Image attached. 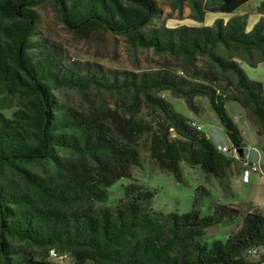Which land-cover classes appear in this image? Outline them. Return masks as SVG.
<instances>
[{
    "label": "trees",
    "instance_id": "obj_1",
    "mask_svg": "<svg viewBox=\"0 0 264 264\" xmlns=\"http://www.w3.org/2000/svg\"><path fill=\"white\" fill-rule=\"evenodd\" d=\"M169 1L180 14L187 7L198 24L209 14L229 18L171 29L153 26L162 15L156 0H0V264H53L50 250L69 255L74 264H259L242 257L245 249L264 245V216L251 203H243L248 209L242 226L225 242H198L203 231L239 216L240 205H219L202 216L198 199L207 192L200 187L188 213L154 210L156 191L132 181V169L141 167L134 126L118 119L109 124L55 97L60 89L129 94L133 108L143 103L159 114L154 151L177 183L183 180L178 150L168 143L170 129L184 140L187 163L223 184L238 162L157 97L169 91L190 107L195 96L207 97L227 142L242 151L243 139L215 88L166 72L97 77L89 65H63L56 50L39 39L37 9L49 4L71 33L103 30L156 55L186 63L206 59L213 79L233 88V100L257 118L264 137V87L250 81L238 63H264V0ZM253 1L261 18L248 31L250 13L239 10ZM122 179L130 183L119 204L100 206Z\"/></svg>",
    "mask_w": 264,
    "mask_h": 264
},
{
    "label": "rangeland",
    "instance_id": "obj_2",
    "mask_svg": "<svg viewBox=\"0 0 264 264\" xmlns=\"http://www.w3.org/2000/svg\"><path fill=\"white\" fill-rule=\"evenodd\" d=\"M162 15L153 21V26H165L177 28L180 26L200 27L210 26L216 19H227L221 14H209L204 24H198L190 19V11L185 7L180 14L173 11L169 0H156ZM258 2H252L244 6L240 12L255 11ZM37 12L39 21V39L47 46L56 50L65 66L84 68L86 65L92 71H97L96 76L116 77L122 79L123 75H153L156 73H169L180 79L193 84L211 85L223 96L227 114L232 119L245 147H257L264 145V137L259 135L260 124L256 117L250 116L239 103L233 100V88L225 81L213 79L206 59H196L192 63H186L180 58L167 55H156L152 50L133 48L124 37L113 36L103 31L95 30L84 34L69 32L56 18L49 4H45ZM254 17H248L247 24L250 30L253 28ZM241 63V69L250 81L264 85V63L256 68H250ZM182 73L183 75H181ZM56 99L66 107L80 113L93 111L100 119L113 124L116 119L122 123L130 122L137 131L136 142L141 157V167L132 169V181L143 183L149 190H155L156 195L152 200L151 207L164 213H188L196 189L202 187L207 194L198 199L202 216L213 213L219 205H240L239 216L225 220L218 226L203 231L196 240L200 243L212 244L223 243L228 237L234 235L242 226L243 218L248 208L242 206L245 201L256 202L264 209V183L259 174H253L248 184L234 183L240 178V167L237 163L227 172L223 184L206 176L199 167L191 166L186 161L181 143L184 140L177 136L175 131H168V143L175 144V150L179 154V167L183 183L175 181L170 172L160 165L153 141L158 133L159 114L151 113L143 103L136 108L132 107L129 94L117 95L103 89L90 88L85 94L76 90L60 89L55 92ZM168 103L171 109L187 119L190 124L194 123L202 128L211 141L224 140V132L218 122L215 112L212 110L208 98L195 96L190 107L184 98L174 96L169 91L157 94ZM14 108L5 110L6 116L10 117ZM213 135V136H212ZM130 180L122 179L109 190V199L102 207L113 208L123 198V187ZM258 259L249 262L257 263ZM53 263V262H51ZM55 264V263H53ZM68 264H74L70 261Z\"/></svg>",
    "mask_w": 264,
    "mask_h": 264
},
{
    "label": "built area",
    "instance_id": "obj_3",
    "mask_svg": "<svg viewBox=\"0 0 264 264\" xmlns=\"http://www.w3.org/2000/svg\"><path fill=\"white\" fill-rule=\"evenodd\" d=\"M180 74L183 75L182 73ZM191 126L198 131H202V128L194 123H192ZM170 130L173 131V129ZM217 150L238 162L240 167V181L242 183L248 184L253 174H259L261 181L264 183L263 164L260 159H253L251 157V153L256 152L255 149L245 147L241 151V154H239L240 150H237L232 144L227 142L226 145H218ZM242 257L246 259H258L257 262H259V264H264V245L252 246L245 249L242 253ZM48 260L55 264H68L71 258L67 254H65V256H57V252H54L48 254Z\"/></svg>",
    "mask_w": 264,
    "mask_h": 264
},
{
    "label": "crops",
    "instance_id": "obj_4",
    "mask_svg": "<svg viewBox=\"0 0 264 264\" xmlns=\"http://www.w3.org/2000/svg\"><path fill=\"white\" fill-rule=\"evenodd\" d=\"M253 2H258V1H253ZM251 3H252V2H251ZM258 3H259V2H258ZM249 4H250V3H249ZM241 9H242V8H241ZM241 9H240V10H241ZM240 10H239V13H240V14H243V13L247 12V11H245V12L241 13ZM248 12H249V11H248ZM249 13H250V15H249L248 17H254L253 23L256 24V23L260 20L261 17H260L259 15H257L255 11H252V12H249ZM213 15H215V14H213ZM223 16H224V15H223ZM226 17H227V16H226ZM222 18H223V17H222ZM228 18H229V17H227V19H224V20L227 21ZM255 24H254V25H255ZM247 26H248V24H247ZM247 30L250 31V28L247 27ZM239 65H240V67H241V63H239ZM262 85H263V84H262ZM263 87H264V85H263ZM212 136H213V135H212ZM207 137H208V136H207ZM208 138H209V137H208ZM223 139H224V140L221 139L220 141H216L215 143H216L217 145H226V144H227V140H226L225 135H224V138H223ZM246 148H247V147H246ZM249 148H253V149L256 150V152H252V153H251V157H252L253 159H260L261 162H262V164H263V169H264V145H260L259 149H258L257 147H253V146H250ZM238 183H241L240 178L238 179L237 183H236V182L234 183V187H235V185L238 184ZM245 203H251V204L254 206V208L257 210V212H258L259 214H261L262 216H264V209L260 208L256 202L245 201Z\"/></svg>",
    "mask_w": 264,
    "mask_h": 264
},
{
    "label": "bare ground",
    "instance_id": "obj_5",
    "mask_svg": "<svg viewBox=\"0 0 264 264\" xmlns=\"http://www.w3.org/2000/svg\"><path fill=\"white\" fill-rule=\"evenodd\" d=\"M54 252H56L55 250H50L49 251V254H52V253H54ZM57 256H65V255H63V254H59L58 252H57Z\"/></svg>",
    "mask_w": 264,
    "mask_h": 264
},
{
    "label": "water",
    "instance_id": "obj_6",
    "mask_svg": "<svg viewBox=\"0 0 264 264\" xmlns=\"http://www.w3.org/2000/svg\"><path fill=\"white\" fill-rule=\"evenodd\" d=\"M239 154H241V151L239 152Z\"/></svg>",
    "mask_w": 264,
    "mask_h": 264
}]
</instances>
